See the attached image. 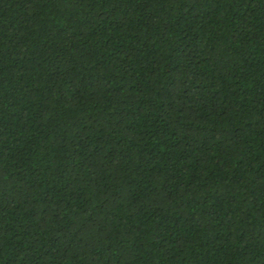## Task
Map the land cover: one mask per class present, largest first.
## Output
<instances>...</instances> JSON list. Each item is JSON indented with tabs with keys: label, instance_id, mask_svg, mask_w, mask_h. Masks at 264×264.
<instances>
[{
	"label": "trees",
	"instance_id": "trees-1",
	"mask_svg": "<svg viewBox=\"0 0 264 264\" xmlns=\"http://www.w3.org/2000/svg\"><path fill=\"white\" fill-rule=\"evenodd\" d=\"M0 264H264V0H0Z\"/></svg>",
	"mask_w": 264,
	"mask_h": 264
}]
</instances>
